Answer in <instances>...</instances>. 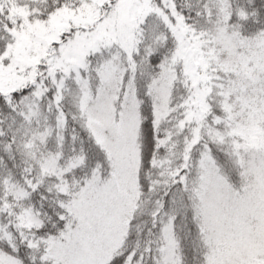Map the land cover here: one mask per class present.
<instances>
[{"label": "snow or ice", "instance_id": "obj_1", "mask_svg": "<svg viewBox=\"0 0 264 264\" xmlns=\"http://www.w3.org/2000/svg\"><path fill=\"white\" fill-rule=\"evenodd\" d=\"M0 264H264V0H0Z\"/></svg>", "mask_w": 264, "mask_h": 264}]
</instances>
